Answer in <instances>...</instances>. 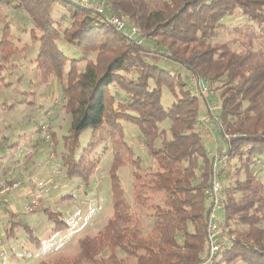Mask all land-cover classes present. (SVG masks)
<instances>
[{"label": "trees", "instance_id": "trees-1", "mask_svg": "<svg viewBox=\"0 0 264 264\" xmlns=\"http://www.w3.org/2000/svg\"><path fill=\"white\" fill-rule=\"evenodd\" d=\"M15 1L29 16L33 37L36 31L41 33L36 64L42 80L51 76L66 79L64 108L72 115L70 135L65 138L67 177L87 183L97 168L87 162L95 137L80 160H74L84 131L108 128L116 135L123 122H130L141 130L144 147L157 166L152 187L164 195L162 204L153 206V226L145 232L113 172L114 215L98 237L82 244L73 263L202 264L209 252L210 203L205 192L214 180L215 155L208 159L197 130L200 102L188 89L191 84L181 75L149 63L153 53L146 51L151 49L145 42L139 45L141 38H128L105 14L70 0ZM107 1L116 16L137 27L156 49L161 48L155 55L161 54L220 90V128L228 144V151L220 156L226 165L236 159L239 166L234 172L236 180L224 190L227 242L215 264H264V184L257 179V172H252L264 156V50L255 45L259 40L256 26H264V0ZM237 15L247 20L244 26L234 27L237 37L213 45L218 28ZM60 39L84 57L69 58L57 45ZM12 47L6 43L1 52L11 54ZM91 55L95 59L89 58ZM165 86L176 99L168 111L161 100ZM167 120L170 136L161 128ZM200 161L204 162L201 170ZM138 165L133 161L136 182L142 178ZM241 172L244 180L238 178ZM136 192L140 208L147 198ZM13 232L12 227L6 239L12 238ZM119 252L125 256L120 257Z\"/></svg>", "mask_w": 264, "mask_h": 264}, {"label": "rangeland", "instance_id": "rangeland-1", "mask_svg": "<svg viewBox=\"0 0 264 264\" xmlns=\"http://www.w3.org/2000/svg\"><path fill=\"white\" fill-rule=\"evenodd\" d=\"M90 1L97 4L101 0ZM17 4L15 0H0V236L4 241L5 254L0 257V264H74L82 251V244L98 237L114 215L113 172L120 181L138 226L145 232L153 226V206L161 205L164 195L152 187L157 166L149 150L144 147L141 130L130 122H123L121 133L116 135L110 129L108 131V128L97 132L92 128L84 131L73 156L74 160H80L83 151L95 137L96 144L87 162L97 168L91 172L87 183L81 178L70 180L67 177L69 160L66 158L69 156L65 138L70 135L72 115L64 108L66 79L61 81L51 76L46 82L42 80L36 64L41 33L36 31L37 38L33 37L31 33L34 26L28 14L19 10ZM244 23L247 20L241 15L225 20L224 26L216 32L213 45L237 37L238 33L233 32V29L237 25L244 26ZM125 24L135 27L127 22ZM260 27L256 26L259 40L255 45L257 50H264V26ZM136 29L139 31L137 27ZM140 38L145 42L144 46L151 49L145 50L153 53H149V63L174 75H181L189 84L193 76L201 78L165 59L161 54L155 55L154 52L161 51V48L156 49L152 42L145 39L143 33H140ZM6 43L13 45V53L1 52ZM57 45L71 59L84 57L83 53L62 39L57 41ZM89 58L93 59L94 55ZM150 85L153 86V82ZM210 87L214 90L215 97H209V101H222L220 90L211 85ZM188 89L195 94L191 86ZM112 90L115 91V88ZM198 98L204 107L203 112L199 111L200 119L208 114V108L205 100L200 96ZM117 99L120 101V98ZM161 100L164 109L168 111L176 100L169 87H163ZM221 113L222 111L215 112L216 118L221 120ZM170 125L169 120L161 125L168 136L171 133ZM214 125L215 120L198 121L197 125L209 160L213 159L217 151H228L221 128L215 129ZM42 126L48 127L50 138L43 136ZM220 159L223 160V156ZM135 160L142 177L139 182L134 177V172L137 171L133 166ZM260 161L252 172H257V179L264 184V156ZM203 166L204 162L200 161L199 170ZM238 166L239 161L236 159L231 160L229 165L223 160L219 165L221 175L218 180L222 183L223 190L230 187L231 181L236 180L234 172ZM31 178L38 179L45 185L35 191L36 195L25 185H31ZM238 178L244 180L245 173L241 172ZM17 179L20 184L12 187L5 185ZM6 187L9 188L5 189ZM136 189L142 197L147 198L140 208L135 202L138 194ZM36 200L40 203L39 209L28 212V207ZM216 219L225 223L224 210L216 212ZM12 227V238L6 239V232L9 231L10 234ZM56 227L59 229L55 230ZM119 256L125 255L119 252Z\"/></svg>", "mask_w": 264, "mask_h": 264}, {"label": "built area", "instance_id": "built-area-1", "mask_svg": "<svg viewBox=\"0 0 264 264\" xmlns=\"http://www.w3.org/2000/svg\"><path fill=\"white\" fill-rule=\"evenodd\" d=\"M75 4H78L82 7L92 9L98 14H105L107 17V20L114 25L118 31H123L125 35L130 38L131 40L133 38H140V33L137 31L136 27L132 26H126L125 21L116 16L108 3L107 0H101L97 4L91 3L90 0H70ZM143 41L140 39L137 43L141 44ZM191 87L195 90V95L201 98H204L207 104L208 108V114L205 115L204 118L201 117L198 114V119L200 122H212L213 120L216 121V125H214L213 128L221 127L222 123L219 118H216L215 112L222 111V101L218 100V102H210L208 99L209 97H215L214 90L210 87L209 83L206 82L202 78H198L193 76L191 78ZM43 136L46 138H50L49 131L47 126H42L41 128ZM226 138H230L227 136ZM223 153L217 151L215 155L214 160V167H213V174H214V180L209 187V189L205 192V195L207 197V200L210 203V210H209V219L207 224V239H208V245H209V252L208 257L206 261H204L202 264H215L217 263L218 259L220 258V254L222 250L224 249V246L226 245L227 238L225 235L223 223L219 222L216 219V212L223 210V204L226 199V193L223 190L222 183L219 182L218 177L221 175L218 171V166L221 163L218 159L219 156ZM31 154V151L28 152V155ZM31 185H33L36 189H42L44 188V184L42 181L38 179L31 178L30 179ZM9 188V187H7ZM5 188V189H7ZM40 203L36 200L34 201L29 207L28 212H34L39 209ZM4 241L0 236V257H4Z\"/></svg>", "mask_w": 264, "mask_h": 264}, {"label": "crops", "instance_id": "crops-1", "mask_svg": "<svg viewBox=\"0 0 264 264\" xmlns=\"http://www.w3.org/2000/svg\"><path fill=\"white\" fill-rule=\"evenodd\" d=\"M93 2H96L97 0H92ZM204 99V98H203ZM209 100V99H208ZM202 104V105H201ZM200 110H202V112L204 111V107H203V103L202 102H200ZM199 110V111H200ZM66 167V166H65ZM14 184H20L19 183V180L17 181V182H15ZM14 184H12V185H10L9 187H12ZM28 184V183H27ZM27 184H25L27 187L26 188H28V189H31L33 192H34V194L36 195V193H35V191H37V190H39V189H36L33 185H27ZM7 188V187H6Z\"/></svg>", "mask_w": 264, "mask_h": 264}]
</instances>
